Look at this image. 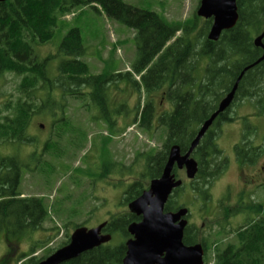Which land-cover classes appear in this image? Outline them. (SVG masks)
I'll return each instance as SVG.
<instances>
[{
  "label": "trees",
  "instance_id": "1",
  "mask_svg": "<svg viewBox=\"0 0 264 264\" xmlns=\"http://www.w3.org/2000/svg\"><path fill=\"white\" fill-rule=\"evenodd\" d=\"M94 5L99 6L108 18L134 31L136 58L130 71L91 75L87 63L80 59L86 52L80 32L72 28L59 43L58 54L62 59L57 66V75L51 77V57L41 58L37 47L53 39L63 17L79 7L97 9ZM236 6V25L213 42L207 39L210 19L203 21L198 29L197 20L200 19L195 15L186 23L168 22L155 12L138 9L122 0H7L0 3V78L14 76L18 79L14 93L3 94L6 98L0 106V146L33 143L30 126L35 118L42 117L47 118L53 134V138L45 142L43 150L51 147L65 154L66 148L61 144L66 135L81 134L80 130L69 126L70 120L65 115L69 98L88 99V105L102 111L91 118L102 120L113 133H123L130 125L151 133L157 117L158 124L165 128L161 148L137 153L130 166L112 159L107 148L109 137L101 141L99 154L102 163L97 178L108 180L113 174L130 176L132 183L122 197L123 204L128 205L148 189L152 179L161 176L169 148L177 145L184 153L203 122L230 92L241 71L262 56L263 51L254 45V39L263 30L264 0H236ZM120 79L144 92L145 101L140 109L138 104V116L133 122L118 131L115 130L118 115L110 108L107 92ZM262 85L264 60L244 73L233 104L218 115L215 124L234 121L236 118L229 117L230 107L243 100L260 103L264 99ZM159 91L163 92L172 109L157 116L152 96ZM215 124L191 154L197 162L195 177L173 191L165 205V212L186 208V203L182 202V193H186V189L195 198L208 200L212 183L226 170L227 159L218 147L213 131ZM74 146L80 147L77 144ZM262 153L263 149L255 147L245 134L241 142L234 145L235 157L241 165H254ZM24 165L18 155H0V231L4 232L7 244L41 229L48 215L42 197L23 196L18 190L22 168L27 167ZM173 173L179 179V171L174 170ZM222 210L225 223L230 217L244 215V223L238 228L226 233L224 230L218 232L219 235L231 236L232 240L208 243L199 229L189 225L184 230L183 243L200 244L204 251V264L210 261L213 264H264V204L240 203L233 208L224 206ZM140 219L127 208L124 214L106 221L103 232L111 235L110 243L63 264H121L126 254L125 243L131 238L127 228ZM217 225L220 226V222ZM114 235L120 236L121 241L117 244L112 242ZM65 237L55 250L39 258L34 256L36 245H32L26 254L19 253L15 246L11 247L0 258V264H38L66 246L69 235Z\"/></svg>",
  "mask_w": 264,
  "mask_h": 264
},
{
  "label": "rangeland",
  "instance_id": "2",
  "mask_svg": "<svg viewBox=\"0 0 264 264\" xmlns=\"http://www.w3.org/2000/svg\"><path fill=\"white\" fill-rule=\"evenodd\" d=\"M122 1L138 9L155 12L173 23L190 21L194 15L196 16L200 2V0ZM94 6L97 9L90 6L74 9L59 21L53 39L37 47V53L41 58L51 57L49 63L51 77L57 75V66L62 59L58 54L59 43L72 28H77L80 32L86 50L85 55L80 59L87 63L91 75L101 72L130 71L131 64L136 58L134 31L108 18L99 6ZM197 18L200 19L197 20L199 29L205 20ZM135 79L138 80V77ZM17 82L18 79L14 76L0 78V106L6 98L3 94L14 93ZM107 93L110 108L118 115L115 130L119 131L126 124H131L138 116V104L140 109L145 101V94L131 87L125 79H120ZM152 99L155 102L157 116L172 109L163 92L154 93ZM88 103L89 100L85 98L67 99L65 115L70 120L69 126L80 130L81 134L66 135L61 144L66 148L65 154L51 147L47 151L43 150L45 142L49 138L52 139L53 134L49 129L47 118L42 117L35 118L30 126L33 143L0 146L1 156L18 155L24 166L29 163V167L23 170L18 190L23 196L42 197L48 210L41 229L18 237L12 243L7 244L4 232L1 231L0 257L11 247L15 246L19 253L26 254L32 245H36L37 252L34 256L39 258L48 251L55 250L65 240L66 234L71 235L75 226L95 228L127 211V205L123 204L122 197L132 183V178L117 174L108 177V180L97 178L102 163L99 154L101 141L104 137H109L107 148L112 159L124 166H130L137 153L161 148L165 128L158 124L156 117L152 124L154 130L151 133L138 129L136 125H130L123 133H113L102 120L91 118L102 111L91 107ZM262 109H264V99L257 104L243 100L230 107L229 117L236 118L234 121L215 125L213 131L216 133L217 145L227 159V168L221 177L212 183L207 197L209 201H205L201 196V199L195 198L188 189L186 193L185 191L182 193L183 200H181L186 203L185 206L189 210L187 220L190 226L199 229L208 243L215 240H232L231 236L219 235L218 232L224 230L226 233L244 223L243 214L230 217L225 223L222 210L224 206L233 208L240 203L250 202L264 204ZM42 124L45 126L38 129ZM243 134L248 136L255 147L263 149L261 157L254 165H241L235 157L234 145L241 142ZM75 144L80 147L75 148ZM77 169H82L84 172L79 173ZM178 178L184 183L189 181L184 171H179ZM217 222H220V226ZM222 226L224 228H221ZM120 241V236L114 235L112 242L117 244Z\"/></svg>",
  "mask_w": 264,
  "mask_h": 264
},
{
  "label": "water",
  "instance_id": "3",
  "mask_svg": "<svg viewBox=\"0 0 264 264\" xmlns=\"http://www.w3.org/2000/svg\"><path fill=\"white\" fill-rule=\"evenodd\" d=\"M7 0H0L4 3ZM196 16L204 20L211 19L207 33L209 41L216 42L224 31L231 30L238 21L236 0H200ZM264 18L263 30L254 39V45L262 49V56L253 64L245 67L237 77L232 89L219 102L217 109L200 126L189 148L181 154L179 146L169 148L166 164L159 178L152 179L149 187L139 197L131 201L128 210L140 216V221L128 226L131 238L126 241V254L121 264H203V247L200 244L186 246L183 233L187 226L185 216L188 209L165 212V204L173 190L182 185L176 179L173 170H185V177L192 180L197 173V162L191 157L209 127L219 114L231 105L238 84L246 71L264 60ZM169 43H167L168 45ZM43 128V125L40 126ZM107 222L95 228L77 227L71 233L69 243L57 249L38 264H63L77 259L83 253L111 242L110 234L104 233Z\"/></svg>",
  "mask_w": 264,
  "mask_h": 264
},
{
  "label": "flooded vegetation",
  "instance_id": "4",
  "mask_svg": "<svg viewBox=\"0 0 264 264\" xmlns=\"http://www.w3.org/2000/svg\"><path fill=\"white\" fill-rule=\"evenodd\" d=\"M226 95H227V94H225V96H226ZM225 96H224V97H225ZM224 97H223V98H224ZM223 98H222V99H223ZM233 102H234V98H233V101H232L231 104H233ZM214 124H215V121L213 122V125H214ZM215 125H216V124H215ZM184 153H185V152H184ZM184 153H181V154H184ZM27 167H29V163H27ZM24 168H26V167H23L22 170H24ZM174 170H176V169H174ZM174 170H173V171H174ZM181 171H184V173H185V170H184V169L181 170ZM173 174H174V173H173ZM174 175H175V174H174ZM175 178H176V176H175ZM176 179H177V178H176ZM171 195H173V192H172ZM171 195L169 196V198L171 197ZM169 198H168V200H169ZM119 204H121V203H119ZM165 205H166V204H165ZM188 216H189V215H186V216H185V219H186V220H187ZM189 225H190V224H189V222H188V220H187V226H186V227H188ZM186 227H185V228H186ZM184 230H185V229H184ZM1 231H2V230H1ZM1 231H0V232H1ZM2 232H3V231H2ZM183 235H184V233H183ZM184 245H185V244H184ZM186 246H191V245H186ZM7 252H9V251L7 250V251H5L4 253L6 254ZM4 253H3L2 256L5 255ZM2 256H1V257H2ZM1 257H0V258H1Z\"/></svg>",
  "mask_w": 264,
  "mask_h": 264
},
{
  "label": "built area",
  "instance_id": "5",
  "mask_svg": "<svg viewBox=\"0 0 264 264\" xmlns=\"http://www.w3.org/2000/svg\"><path fill=\"white\" fill-rule=\"evenodd\" d=\"M212 264V263H211Z\"/></svg>",
  "mask_w": 264,
  "mask_h": 264
}]
</instances>
